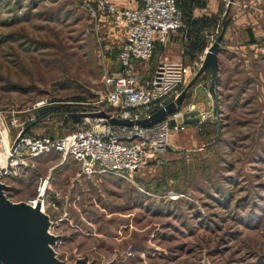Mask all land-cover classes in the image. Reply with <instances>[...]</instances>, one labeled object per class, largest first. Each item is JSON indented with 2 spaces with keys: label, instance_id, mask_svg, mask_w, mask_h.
Masks as SVG:
<instances>
[{
  "label": "rangeland",
  "instance_id": "rangeland-1",
  "mask_svg": "<svg viewBox=\"0 0 264 264\" xmlns=\"http://www.w3.org/2000/svg\"><path fill=\"white\" fill-rule=\"evenodd\" d=\"M228 2L220 0L183 60L164 56L173 33L139 66L145 77L160 60L181 62V92L220 34ZM90 8L92 0H0V116L18 118L10 140L21 128L20 136L61 137L78 127L82 117L73 116L112 109L101 80L117 65L101 60ZM210 83L206 68L182 103L193 105L203 86L212 104L197 113L202 121L176 117L163 148L131 177L79 176L72 158L51 151L7 178L6 196L26 202L46 182L50 232L61 237L53 248L64 264L84 256L97 264H264V0L231 1L213 94ZM40 101L38 109L52 111L28 121Z\"/></svg>",
  "mask_w": 264,
  "mask_h": 264
},
{
  "label": "built area",
  "instance_id": "built-area-1",
  "mask_svg": "<svg viewBox=\"0 0 264 264\" xmlns=\"http://www.w3.org/2000/svg\"><path fill=\"white\" fill-rule=\"evenodd\" d=\"M138 1L137 7L125 8L111 0H92L94 8H90L94 17L99 12L124 32L117 51L120 69L108 71L105 68L101 80L102 101L112 108L108 114L118 119L148 118L176 99L185 79V68L181 62L158 61L148 79H144L137 68L139 63L152 57L156 44L164 45L172 32L185 28L180 8L183 0ZM94 31L104 63L105 48L98 34L97 22ZM43 105V101L37 102L32 109L34 111ZM183 109L181 106L164 121L147 127L112 125L104 117L84 116L77 123V128L61 137L20 136L21 128L12 140L8 138V133L11 127L18 125V118L12 117L7 121L6 117L0 116V182L7 184L6 179L17 175L18 170L28 166L33 158L51 151L72 158L79 167V176L113 174L131 177L163 148L168 128L178 125L176 117H182L186 111L201 112L198 108L194 109V105ZM170 119L175 120L174 126L170 124ZM33 120V115L28 118V121ZM4 138L7 140L6 147ZM45 184L43 181L36 195L26 202L32 207L39 204L40 210L48 214Z\"/></svg>",
  "mask_w": 264,
  "mask_h": 264
},
{
  "label": "water",
  "instance_id": "water-1",
  "mask_svg": "<svg viewBox=\"0 0 264 264\" xmlns=\"http://www.w3.org/2000/svg\"><path fill=\"white\" fill-rule=\"evenodd\" d=\"M231 1L229 0L227 4L220 34L207 51L202 66L173 102L158 109L148 118L138 120L118 119L104 111H99L96 113H80V116H73L74 123L79 121V117L84 116L104 117L112 125H139L143 127L164 121L181 108L187 89L206 68L211 71L209 92L213 94L214 80L217 73V53L225 30V17L229 12ZM50 110H52V107L37 109L34 111V115L38 118ZM182 118L184 123H197L199 120L196 110L183 112ZM169 121L172 126L175 125L174 119ZM9 189V185L0 182V264H64L57 257V253L53 248L61 237L50 232L51 221L48 214L40 210L39 204L32 207L25 201H11L6 196V191ZM97 262L96 258L89 259L88 256H84L75 259L73 264H97ZM113 263L105 262L104 264Z\"/></svg>",
  "mask_w": 264,
  "mask_h": 264
},
{
  "label": "crops",
  "instance_id": "crops-1",
  "mask_svg": "<svg viewBox=\"0 0 264 264\" xmlns=\"http://www.w3.org/2000/svg\"><path fill=\"white\" fill-rule=\"evenodd\" d=\"M111 1L115 5L125 8H135L139 5L138 0H111ZM219 8H220V0H185L182 9L185 15L187 27L185 26V28L182 29L181 31L183 32L186 31L184 33H187L188 31V34L187 36L184 35L183 38L182 32L180 34L179 30L172 32L170 36H172L173 33L177 35L176 39L170 42L171 45L170 48L173 50H171L170 52V50H168L169 47H167L168 52L163 51L165 54L164 56L173 60L175 59L183 60L185 56H187L188 54L185 53L187 51L185 52L183 51L184 47L185 46L191 47L193 41L197 40V38H200L202 35L208 33L209 24L215 21V16L218 14ZM96 22L100 28V38L102 45L105 48L104 54L106 55V62L109 64L115 62L117 65L115 70H109V66H108V71H116L118 69V60L116 54L118 51V47L124 38V32L118 26H115L111 22H109L106 19V17L100 14L99 12L97 13ZM190 50L191 48L188 50V52ZM139 66L140 67L143 66L142 62L137 65V68L141 72L142 77L144 79H148L145 77V74L147 73L145 68L141 69ZM151 75H152V71H151ZM198 96H200L199 97L200 99H197ZM191 98L192 99L190 103L193 105L195 104V106L200 110L205 109L206 107H209V105L212 104V100L209 98V93L203 86H199L195 88L193 96Z\"/></svg>",
  "mask_w": 264,
  "mask_h": 264
},
{
  "label": "trees",
  "instance_id": "trees-1",
  "mask_svg": "<svg viewBox=\"0 0 264 264\" xmlns=\"http://www.w3.org/2000/svg\"><path fill=\"white\" fill-rule=\"evenodd\" d=\"M184 1H185V0H183L182 3L180 4V8H181L182 11H183L182 8H183ZM183 19H184L185 25H186V27H187L186 19H185V15H184V13H183ZM180 30H182V29H180ZM188 30H189V28H188ZM247 32L249 33L250 30L248 29ZM249 37H250V41L253 42V41H254V38H253V36H252L251 33H250V36H249ZM221 39H222V38H221ZM196 42H198V39L192 42L191 47H190L191 49H193V47H194V45L196 44ZM162 48H163V45H161L160 43L156 44V46H155V50H154V53H153L152 57L155 56L158 52H160V51L162 50ZM116 55H117V54H116ZM116 57H117V56H116ZM152 57H151V58H152ZM156 65H157V62H156L155 65L152 67V70H151L152 73H153V71H154ZM119 69H120V65H119V62H118V69H117V70H119ZM111 110H112V109H111ZM111 110H110V111H111ZM50 111H52V110H50ZM110 111H109V112L104 111V112H106V113H110ZM71 131H72V130H71ZM26 135H31V134H28V133H27ZM75 163H76V162H75ZM10 178H11V177H10ZM8 191H9V190H8ZM8 191H6V192H8Z\"/></svg>",
  "mask_w": 264,
  "mask_h": 264
},
{
  "label": "bare ground",
  "instance_id": "bare-ground-1",
  "mask_svg": "<svg viewBox=\"0 0 264 264\" xmlns=\"http://www.w3.org/2000/svg\"><path fill=\"white\" fill-rule=\"evenodd\" d=\"M3 142H4V146L6 147L7 142H6L5 138H4ZM45 185H46V184H45Z\"/></svg>",
  "mask_w": 264,
  "mask_h": 264
}]
</instances>
